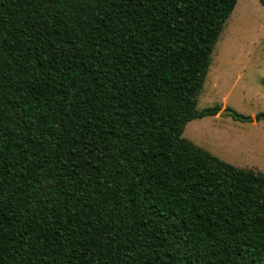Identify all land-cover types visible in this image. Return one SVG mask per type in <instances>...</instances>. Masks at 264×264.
<instances>
[{"label": "trees", "instance_id": "1", "mask_svg": "<svg viewBox=\"0 0 264 264\" xmlns=\"http://www.w3.org/2000/svg\"><path fill=\"white\" fill-rule=\"evenodd\" d=\"M237 2L0 0V264H264V172L183 137Z\"/></svg>", "mask_w": 264, "mask_h": 264}, {"label": "rangeland", "instance_id": "2", "mask_svg": "<svg viewBox=\"0 0 264 264\" xmlns=\"http://www.w3.org/2000/svg\"><path fill=\"white\" fill-rule=\"evenodd\" d=\"M232 114L189 121L183 137L235 166L264 172V6L238 0L219 37L198 108ZM258 117V119H256Z\"/></svg>", "mask_w": 264, "mask_h": 264}, {"label": "water", "instance_id": "3", "mask_svg": "<svg viewBox=\"0 0 264 264\" xmlns=\"http://www.w3.org/2000/svg\"><path fill=\"white\" fill-rule=\"evenodd\" d=\"M221 114H223V115H224V114H232V115H234L235 117H239V118H243V119H244L243 116H240V115L237 114L234 110L229 109V108H226V109L221 110ZM256 119H258V117H257Z\"/></svg>", "mask_w": 264, "mask_h": 264}, {"label": "crops", "instance_id": "4", "mask_svg": "<svg viewBox=\"0 0 264 264\" xmlns=\"http://www.w3.org/2000/svg\"><path fill=\"white\" fill-rule=\"evenodd\" d=\"M216 116H218V114Z\"/></svg>", "mask_w": 264, "mask_h": 264}]
</instances>
